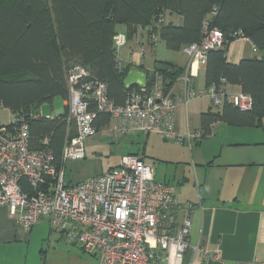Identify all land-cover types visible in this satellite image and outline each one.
<instances>
[{
	"label": "built area",
	"instance_id": "2783aa9c",
	"mask_svg": "<svg viewBox=\"0 0 264 264\" xmlns=\"http://www.w3.org/2000/svg\"><path fill=\"white\" fill-rule=\"evenodd\" d=\"M160 22L162 19L155 24ZM148 28L150 25L138 24L132 37L136 48L129 53L138 54L139 60L146 44L158 40L157 34H150L148 39ZM238 38L251 45L252 53H259L247 36ZM127 41L125 34L118 33L116 52ZM224 41L223 32L205 21L201 40L182 46L189 62L180 76L181 94L176 96L160 73L150 72L149 77L146 72V87H132L124 101L117 103L108 96L103 80L92 75L88 67L74 64L66 76L67 118L68 123L73 122L74 135L65 137L58 160L49 147L30 146L29 125L23 112L12 113L10 122L0 124V207L6 208L26 232L46 220L65 242L79 245L98 264H159V256L172 248L178 254L184 253L190 247V213L194 205L179 203L174 186L156 180L154 168L141 156L122 155L117 167L74 184L64 182L63 166L68 160L85 156L84 142L97 131L94 122L98 113L117 118L122 134L137 130L156 132L176 141L199 140L200 129L192 134L187 129L186 137L174 132V111L178 104L186 105L200 97L194 78L198 69L205 67L208 52L222 47ZM205 94L215 108L224 100L241 110L253 104L250 94L229 92L228 84H210ZM29 115L41 117L42 113L39 110ZM43 142L46 145L48 139Z\"/></svg>",
	"mask_w": 264,
	"mask_h": 264
},
{
	"label": "trees",
	"instance_id": "16d2710c",
	"mask_svg": "<svg viewBox=\"0 0 264 264\" xmlns=\"http://www.w3.org/2000/svg\"><path fill=\"white\" fill-rule=\"evenodd\" d=\"M179 15L180 24L166 20ZM162 19L159 25L155 23ZM219 28L225 37L222 47L210 50L204 67L205 86L236 85L251 95L253 104L241 110L227 100L216 110L200 114L202 137L211 125L223 121L234 126H259L264 117V0H0V104L12 113L27 117L32 148L49 147L58 160L67 135L68 108L54 117H33L30 111L55 95L68 98L67 72L74 64L88 67L107 85L108 96L122 103L127 94L123 78L134 67L118 59L115 49L117 26L131 39L136 26L150 25L169 49L199 42L204 22ZM120 33V32H119ZM247 36L259 53L229 62L231 42ZM156 42H150L154 45ZM156 62L152 71L162 75L167 88L183 72L168 62ZM150 79L148 80L149 85ZM138 88L137 86H132ZM131 87V88H132ZM130 88V89H131ZM110 116L98 113L97 129ZM44 138L48 139L45 145Z\"/></svg>",
	"mask_w": 264,
	"mask_h": 264
},
{
	"label": "rangeland",
	"instance_id": "374dc122",
	"mask_svg": "<svg viewBox=\"0 0 264 264\" xmlns=\"http://www.w3.org/2000/svg\"><path fill=\"white\" fill-rule=\"evenodd\" d=\"M117 29L125 34L123 26L119 25ZM154 45L153 52L149 54H146L147 49L144 47L143 55L146 54L147 61L155 58L175 61L176 57L184 56L181 49H169L163 41L157 40ZM244 46L241 39L234 40L229 45L228 59L235 61ZM135 48L133 38L128 39L127 45L119 48L116 55L124 62H136L139 59L138 54L129 53V50ZM197 79L196 86L204 90L202 74ZM63 104V98L55 95L51 101L42 104L43 116L55 115L64 107ZM209 105L211 106L210 101L204 96L187 105L191 134L196 130L199 112L207 109ZM180 109L175 114L174 132L186 137L185 115ZM10 120L11 111L8 108L0 109V124H6ZM115 124V120L111 119L109 125L97 129L95 134L84 142L85 156L65 163L63 171L66 184L81 182L113 169L120 163L122 155L135 153L143 156L154 168L156 178H167L177 185L175 194L178 202L185 204L186 199L198 197L199 191L215 198L219 189L227 186L224 181L233 177V171L223 164L243 157L264 159V117L261 125L252 127L216 121L213 123L212 133L204 135L199 140L192 139L190 142L187 138L182 141L165 139L156 132L147 135L122 134L116 129L113 130ZM212 160L214 164L209 165ZM202 179H205V182H202ZM97 263L93 255L84 252L78 245L65 242L60 233L51 230L46 220L39 221L27 232L24 230V233L19 234L15 240L0 243V264Z\"/></svg>",
	"mask_w": 264,
	"mask_h": 264
},
{
	"label": "crops",
	"instance_id": "0c3cea01",
	"mask_svg": "<svg viewBox=\"0 0 264 264\" xmlns=\"http://www.w3.org/2000/svg\"><path fill=\"white\" fill-rule=\"evenodd\" d=\"M167 19L176 24L182 22V18L179 15H168L166 17V20ZM238 39L244 41L245 46L243 51L236 56L235 61H231L227 57V52L229 50L228 46L226 58L232 63H237L244 57H251L254 55L251 51V45L242 38ZM154 48L155 45L146 44V54L152 53ZM182 53L184 56L176 57L175 61L158 58L147 61L145 58L146 54L143 55L140 60L138 59V61H140V64H143L144 68L150 71H152L156 62L163 64L160 62L165 61L172 66L182 68L183 72L175 79L171 86L172 94L176 96L181 94L183 83L180 76L186 71L189 62L188 56L183 51ZM138 61L127 63H131L136 67L138 65L134 64L138 63ZM201 74L203 77L202 82L204 90L198 89L196 86V79L199 78ZM194 83L195 87L202 93L198 98L203 96L207 97L205 94L204 67L198 69L197 76L194 78ZM238 90H240L238 86L228 85L229 92ZM63 101V106H67V100L63 99ZM188 104L189 102L186 105L178 104L174 111L175 122L177 110L180 108L181 111L183 110L186 120V130L189 129L188 120L190 121V115L187 112ZM41 108L42 105L32 109L30 112L32 113L40 110L42 113ZM210 108L216 110L218 107L215 108L211 104L207 109L201 110L198 114V121L197 125H195L196 128L194 127L195 129H200V114ZM63 111L64 107L57 111L55 115L47 117L60 115ZM111 119H114L116 122L113 130L116 129V131L119 132L118 128L120 127V121L117 118L110 116L109 122L106 125L110 124ZM212 127L213 124L211 125L210 133H212ZM132 133L144 134V132L136 130L130 131L128 135ZM145 134L147 135L148 133ZM141 157L143 158V156ZM143 159L145 163H147L145 158ZM234 160L235 161L223 164V166L232 169L233 177L227 178L226 181H224L227 186H222L215 198L209 197L206 193H201V191H199L198 197L194 196V198L185 200L187 203H192L194 205L190 213L192 221L189 236L190 247L182 254H178L173 248L167 253H162L158 258L159 264H264V159L243 157ZM213 164L214 161L212 160L209 165ZM155 179L173 185L176 192L177 185L167 180V178L158 179L155 176ZM185 180L186 178L184 181ZM201 181L205 182V179ZM179 191H181V188ZM177 201L179 200L177 199ZM182 216V212H179L178 217L181 218ZM22 233H24V230L9 216L7 209L0 207V243L13 241Z\"/></svg>",
	"mask_w": 264,
	"mask_h": 264
},
{
	"label": "water",
	"instance_id": "95a60500",
	"mask_svg": "<svg viewBox=\"0 0 264 264\" xmlns=\"http://www.w3.org/2000/svg\"><path fill=\"white\" fill-rule=\"evenodd\" d=\"M123 85L127 90L130 89L132 86H137L140 88L146 87V71L137 67L130 68L123 78Z\"/></svg>",
	"mask_w": 264,
	"mask_h": 264
}]
</instances>
